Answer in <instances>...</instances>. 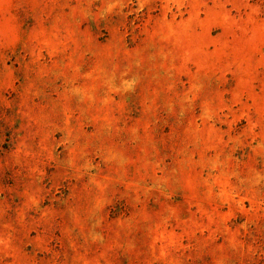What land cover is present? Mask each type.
<instances>
[{
  "label": "rangeland",
  "instance_id": "rangeland-1",
  "mask_svg": "<svg viewBox=\"0 0 264 264\" xmlns=\"http://www.w3.org/2000/svg\"><path fill=\"white\" fill-rule=\"evenodd\" d=\"M0 264H264V0H0Z\"/></svg>",
  "mask_w": 264,
  "mask_h": 264
}]
</instances>
